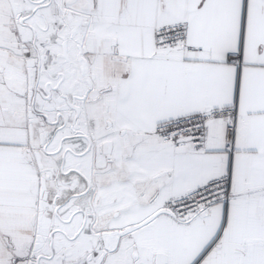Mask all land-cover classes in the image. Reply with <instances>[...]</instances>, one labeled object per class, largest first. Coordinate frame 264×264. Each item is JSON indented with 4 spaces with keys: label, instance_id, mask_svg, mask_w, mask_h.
I'll return each instance as SVG.
<instances>
[{
    "label": "snow or ice",
    "instance_id": "6c2138e0",
    "mask_svg": "<svg viewBox=\"0 0 264 264\" xmlns=\"http://www.w3.org/2000/svg\"><path fill=\"white\" fill-rule=\"evenodd\" d=\"M0 264H264V0H0Z\"/></svg>",
    "mask_w": 264,
    "mask_h": 264
}]
</instances>
